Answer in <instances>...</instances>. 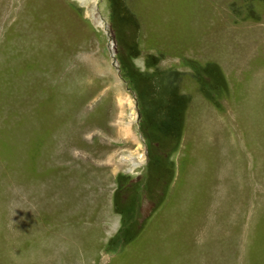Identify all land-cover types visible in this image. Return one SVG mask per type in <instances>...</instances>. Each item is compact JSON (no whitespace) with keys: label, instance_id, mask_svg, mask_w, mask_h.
Wrapping results in <instances>:
<instances>
[{"label":"rangeland","instance_id":"rangeland-1","mask_svg":"<svg viewBox=\"0 0 264 264\" xmlns=\"http://www.w3.org/2000/svg\"><path fill=\"white\" fill-rule=\"evenodd\" d=\"M95 4L0 0V264H264V0Z\"/></svg>","mask_w":264,"mask_h":264},{"label":"bare ground","instance_id":"bare-ground-1","mask_svg":"<svg viewBox=\"0 0 264 264\" xmlns=\"http://www.w3.org/2000/svg\"><path fill=\"white\" fill-rule=\"evenodd\" d=\"M81 4H82V6H84L85 8H86V10H87V15L89 16V12H92V10H95L96 8V1L97 0H78ZM91 18H92V16H91ZM93 21H95V19L93 18ZM97 21V20H96ZM127 159H125V161H126ZM132 160V159H131ZM130 160V161H131ZM140 161V160H139ZM142 162V161H141ZM138 165H139V163H137ZM136 164V161H134L133 162V165L131 166V169L132 170H134L135 169V167H137L138 165Z\"/></svg>","mask_w":264,"mask_h":264},{"label":"water","instance_id":"water-1","mask_svg":"<svg viewBox=\"0 0 264 264\" xmlns=\"http://www.w3.org/2000/svg\"><path fill=\"white\" fill-rule=\"evenodd\" d=\"M95 23H97V21H94Z\"/></svg>","mask_w":264,"mask_h":264}]
</instances>
